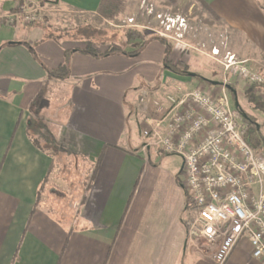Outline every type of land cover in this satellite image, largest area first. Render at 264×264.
Returning <instances> with one entry per match:
<instances>
[{
    "label": "crops",
    "instance_id": "obj_1",
    "mask_svg": "<svg viewBox=\"0 0 264 264\" xmlns=\"http://www.w3.org/2000/svg\"><path fill=\"white\" fill-rule=\"evenodd\" d=\"M56 1L91 17L101 2ZM173 1L168 5L199 1L226 35L242 40L246 48L233 49L238 56L264 60V10L258 0ZM128 2L130 12L138 10L135 1ZM13 9L14 1L0 0V264H216L215 247L201 251L187 240L180 157L174 165L155 149H144L138 131L140 98L147 91L160 94L172 82L192 87L205 81L164 68L162 40L170 41L160 35L126 39L124 53L94 57L76 50L86 40H54ZM66 51L68 76L50 79L47 69L58 68ZM173 55L171 50L170 63L178 62ZM40 93L46 105L33 116L54 127L58 142L94 163L72 216H57L38 198L46 178L47 184L55 179L52 155L30 130ZM222 264L264 262L252 257L242 236Z\"/></svg>",
    "mask_w": 264,
    "mask_h": 264
},
{
    "label": "built area",
    "instance_id": "obj_2",
    "mask_svg": "<svg viewBox=\"0 0 264 264\" xmlns=\"http://www.w3.org/2000/svg\"><path fill=\"white\" fill-rule=\"evenodd\" d=\"M147 12L151 14L152 8ZM155 16L160 22L158 35L176 41L175 50L188 48L179 40L187 29L184 17ZM34 20L32 15L24 17L28 23ZM208 56L222 67L221 85L188 87L172 82L162 93L147 91L140 98L142 147L177 155L182 161L189 243L197 237L219 242L212 257L222 264L245 236L252 257L264 262V151L245 140L246 129L226 88L231 78L249 84H264V78L225 50L223 42Z\"/></svg>",
    "mask_w": 264,
    "mask_h": 264
},
{
    "label": "rangeland",
    "instance_id": "obj_3",
    "mask_svg": "<svg viewBox=\"0 0 264 264\" xmlns=\"http://www.w3.org/2000/svg\"><path fill=\"white\" fill-rule=\"evenodd\" d=\"M12 1H14V9L21 11L23 21L25 15L35 17L34 22L28 23L24 21L27 25L33 23L34 25L43 26L48 30V34L62 35L63 40H86L87 43L98 46L101 51L110 47H123L129 29L139 31L144 39L156 35L157 31L160 30V22L155 16L157 13L162 15L168 14L172 17L179 15L185 18L187 24V29L181 33L182 37L179 40L186 43L188 48L183 51L175 50L176 41L168 40L172 45L173 57L177 58L181 63H183L182 59L189 58L188 70L204 78L205 82L202 81L201 84L208 87L209 85L206 80L218 82L223 80L221 65L208 56L211 48L214 45L219 47L221 42H223L225 50H229L235 54L238 59L246 61V65L252 71L261 74L264 78V60H245L238 56L233 49L240 50V48H246L242 46V40L226 35V31L221 27L222 25L219 20L209 14L206 7L199 1H196L194 6L187 4L185 6L173 7L172 5H168L170 2L174 4L173 0H133L137 3L138 10L130 12L129 5L133 9L132 3L129 4L128 2L130 0H121L122 11L112 18L104 17L98 12H96L94 17L82 16L75 10L61 8L54 0ZM258 1L264 10V0ZM150 7L152 8L151 14L147 12ZM129 18H132L131 22ZM136 24L139 26H136ZM31 27L36 28L37 26ZM27 29L30 30L31 28L27 27ZM228 84L236 91L235 96L239 105L236 109L245 129L256 128L258 125V130L264 137V111L255 108L254 105L249 103L244 94V90L251 84L242 80H236L235 78H231ZM194 85H197V83H193L191 86ZM255 92L264 102V90L256 89ZM228 93L233 104L234 94L229 90ZM39 109V107L31 109L30 130L35 142L52 155L50 174H53L55 179L49 181L47 184L49 176L46 178L39 191L38 198L46 206L51 207V210L53 209L57 216H72L75 214L89 186L94 163L88 160L86 155L72 151V147L58 142L54 135V127H49L47 121L39 119L38 116H33L39 113ZM140 130L141 127L138 124V131L141 134ZM256 148L260 149L261 147L258 146ZM162 157L168 158L174 165L180 162L179 157L176 155H163ZM218 244L219 242L216 241L207 242L201 237H197V239L193 238L190 241L192 248L201 251L213 250L214 247L217 248Z\"/></svg>",
    "mask_w": 264,
    "mask_h": 264
},
{
    "label": "trees",
    "instance_id": "obj_4",
    "mask_svg": "<svg viewBox=\"0 0 264 264\" xmlns=\"http://www.w3.org/2000/svg\"><path fill=\"white\" fill-rule=\"evenodd\" d=\"M44 1H49V0H44ZM14 11H16V9H14ZM121 11H122L121 0H101L99 7L97 9V12L100 13V15L107 17V18H112L116 16L117 14H119ZM48 37L54 40H58V41L63 38L62 35H56L53 33H49ZM126 38L127 39H137L138 38L142 40L144 39L143 35L139 31L134 30V29L133 30L129 29V31L127 32ZM162 42L165 43V47H166L165 57H164V68L178 75H182V76L188 75L189 70H188V66L185 63H181L179 61L176 63H170V61L168 60V57L171 53L172 45L170 43L165 42L164 40H162ZM76 50L84 54L94 56V57H103V56L113 54V53H124L122 48H116V47H110L104 51H101L98 46H95L91 43H87V45L84 48L76 49ZM69 53L70 51L65 52L64 62L58 68L47 69V75L50 79H64L68 76L69 74V67H68ZM134 53L135 52L131 54H134ZM195 77H198L200 80H204L203 77L197 74L195 75ZM256 89L264 90V84L252 83L247 89L244 90V94L246 95V98L249 101V103L254 105L255 108L261 111H264V102L261 100L260 96L256 94L255 92ZM45 105H46V97H43V94L40 93L38 97L36 98V100L34 101L33 107L41 108V107H44ZM244 138L251 147L256 148L260 146L261 147L260 149L259 148H256V149L264 150V138L257 128L246 129Z\"/></svg>",
    "mask_w": 264,
    "mask_h": 264
},
{
    "label": "water",
    "instance_id": "obj_5",
    "mask_svg": "<svg viewBox=\"0 0 264 264\" xmlns=\"http://www.w3.org/2000/svg\"><path fill=\"white\" fill-rule=\"evenodd\" d=\"M188 75L189 76H195L196 74L193 73V72H189ZM206 81L209 82V83H211V84H213V85H221L222 84V82H218V81H210V80H206ZM226 88L234 94V106L235 107H238L239 106L238 105V100H237V98L235 96L236 91L229 84H226Z\"/></svg>",
    "mask_w": 264,
    "mask_h": 264
}]
</instances>
